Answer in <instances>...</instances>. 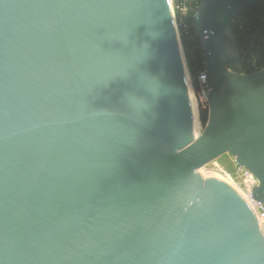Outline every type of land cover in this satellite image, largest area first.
I'll list each match as a JSON object with an SVG mask.
<instances>
[{
  "label": "water",
  "instance_id": "water-1",
  "mask_svg": "<svg viewBox=\"0 0 264 264\" xmlns=\"http://www.w3.org/2000/svg\"><path fill=\"white\" fill-rule=\"evenodd\" d=\"M200 0L209 116L195 137L170 0H0V264H264L229 153L264 203V68Z\"/></svg>",
  "mask_w": 264,
  "mask_h": 264
},
{
  "label": "trees",
  "instance_id": "trees-1",
  "mask_svg": "<svg viewBox=\"0 0 264 264\" xmlns=\"http://www.w3.org/2000/svg\"><path fill=\"white\" fill-rule=\"evenodd\" d=\"M232 30L240 48L245 52L252 43L253 35L259 31L256 47L249 56L248 61L241 67L239 72L251 73L264 68V0L255 3L249 8L240 12L232 22ZM185 57L190 73L197 78L194 81L196 90L200 88L198 74L205 68L204 50L202 42L191 23L180 28ZM209 116V106L200 109V120L206 124Z\"/></svg>",
  "mask_w": 264,
  "mask_h": 264
},
{
  "label": "rangeland",
  "instance_id": "rangeland-1",
  "mask_svg": "<svg viewBox=\"0 0 264 264\" xmlns=\"http://www.w3.org/2000/svg\"><path fill=\"white\" fill-rule=\"evenodd\" d=\"M182 53H183V58L185 60V69H186L187 78L189 80V84L197 108L198 132L201 134L204 125L200 120V109L205 108L207 106L206 97L202 92L201 88H199L198 90L195 89L194 81L197 78L193 77L190 73V69L187 64L184 50L182 51ZM200 73L201 71L198 74V80ZM206 166H212L221 170L229 178V180L233 182V185L243 194H246L254 184L253 177L251 175L242 172L237 165L235 157L229 153L223 154L218 159L206 164L204 167L201 168L202 169L201 171H205Z\"/></svg>",
  "mask_w": 264,
  "mask_h": 264
},
{
  "label": "built area",
  "instance_id": "built-area-1",
  "mask_svg": "<svg viewBox=\"0 0 264 264\" xmlns=\"http://www.w3.org/2000/svg\"><path fill=\"white\" fill-rule=\"evenodd\" d=\"M170 3L173 19L180 34V28L185 27L189 23H191L193 15L199 7L200 0H170ZM206 79V69L204 68L199 75V84L202 92L206 97V104L208 105L207 94L209 89ZM238 167L242 172L251 175L254 179V184L252 185L251 189L246 194H242L246 197V199L250 202L253 209L255 210L259 219L260 226L264 232V203L260 200L255 199L252 194L253 187L258 184V181L245 167L241 165H238Z\"/></svg>",
  "mask_w": 264,
  "mask_h": 264
},
{
  "label": "bare ground",
  "instance_id": "bare-ground-1",
  "mask_svg": "<svg viewBox=\"0 0 264 264\" xmlns=\"http://www.w3.org/2000/svg\"><path fill=\"white\" fill-rule=\"evenodd\" d=\"M187 81H188V86H189V91H190V96H191V102H192V108H193L194 126H195V137H197V136L200 135V133L198 132L197 108H196L195 100L193 98V93H192V90H191V87H190L188 78H187ZM201 170L202 169L199 170L200 173H205V171H201Z\"/></svg>",
  "mask_w": 264,
  "mask_h": 264
}]
</instances>
